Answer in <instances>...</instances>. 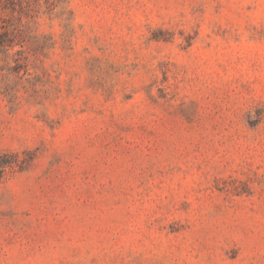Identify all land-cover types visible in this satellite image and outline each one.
Segmentation results:
<instances>
[{
    "label": "rangeland",
    "instance_id": "1",
    "mask_svg": "<svg viewBox=\"0 0 264 264\" xmlns=\"http://www.w3.org/2000/svg\"><path fill=\"white\" fill-rule=\"evenodd\" d=\"M0 264H264V0H0Z\"/></svg>",
    "mask_w": 264,
    "mask_h": 264
}]
</instances>
